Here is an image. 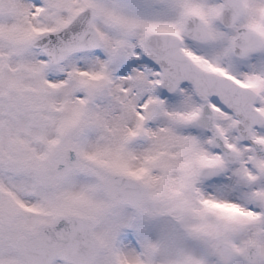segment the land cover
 Returning a JSON list of instances; mask_svg holds the SVG:
<instances>
[{
	"label": "snow or ice",
	"instance_id": "snow-or-ice-1",
	"mask_svg": "<svg viewBox=\"0 0 264 264\" xmlns=\"http://www.w3.org/2000/svg\"><path fill=\"white\" fill-rule=\"evenodd\" d=\"M0 264H264V0H0Z\"/></svg>",
	"mask_w": 264,
	"mask_h": 264
}]
</instances>
